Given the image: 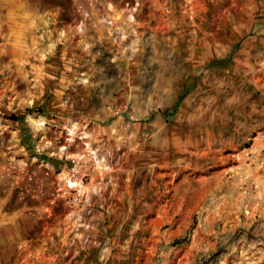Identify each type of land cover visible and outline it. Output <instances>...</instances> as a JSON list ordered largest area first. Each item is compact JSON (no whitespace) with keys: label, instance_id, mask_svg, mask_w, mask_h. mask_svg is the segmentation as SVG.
Listing matches in <instances>:
<instances>
[{"label":"rangeland","instance_id":"1","mask_svg":"<svg viewBox=\"0 0 264 264\" xmlns=\"http://www.w3.org/2000/svg\"><path fill=\"white\" fill-rule=\"evenodd\" d=\"M0 264H264V0H0Z\"/></svg>","mask_w":264,"mask_h":264},{"label":"trees","instance_id":"2","mask_svg":"<svg viewBox=\"0 0 264 264\" xmlns=\"http://www.w3.org/2000/svg\"><path fill=\"white\" fill-rule=\"evenodd\" d=\"M177 243H179V241H177Z\"/></svg>","mask_w":264,"mask_h":264}]
</instances>
